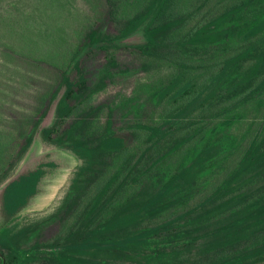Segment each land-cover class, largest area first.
Returning a JSON list of instances; mask_svg holds the SVG:
<instances>
[{"label":"trees","instance_id":"trees-1","mask_svg":"<svg viewBox=\"0 0 264 264\" xmlns=\"http://www.w3.org/2000/svg\"><path fill=\"white\" fill-rule=\"evenodd\" d=\"M255 3L253 0H84L89 21L86 17L81 25L88 26L89 33L80 31L79 37L49 58L24 53L14 40L15 35L0 32V39L5 40L0 43L4 64L23 66L4 67L5 71L19 69L21 73L22 70L25 80L37 89L27 105L18 101L17 91H12L17 108L0 102V181L28 151L39 130L45 138L67 146L83 161L79 173L90 171L100 159L115 154L124 155L126 162L121 163V168L135 167L156 146L167 144L170 135L175 143L160 159L197 138L205 124L206 127L219 124L239 108L264 99V18H259L262 11L254 7ZM239 22L243 23L238 25ZM140 30L145 42L128 47L134 48L145 62L162 61L173 68L168 82L154 95L147 117L117 126L108 117L104 134L93 146L81 140L68 142L75 130L73 125L54 138L58 127L72 112V103L88 75L86 67H103L105 62L115 60V52L109 54L111 48L120 50L122 41ZM54 110L57 119L43 127ZM3 114L7 117L3 118ZM191 126L198 127L187 136ZM240 151L236 166L217 182L208 199L223 192L231 193V197L239 196L248 190L250 182L244 178L264 162V127ZM55 165L45 160L20 173L10 180L16 186L12 195H18L21 185L29 187L38 183ZM191 173L192 167L180 169L146 202L114 213L78 241L51 242L48 251L37 244H21L28 226L17 231L2 230L0 247L9 253L0 258V264H29L43 252L50 258L49 264H91L102 252L112 250L144 255L155 263H163L170 255L165 246L171 240L156 238L170 221L138 231L126 230L139 222L149 208L183 187L182 178ZM114 183V178H107L93 187L95 198L86 208L89 214L103 203ZM262 189L253 195L257 201L254 211L241 216L236 223L242 226L253 220L259 227L258 243L221 253L212 264H264V185ZM22 196L23 192L19 194Z\"/></svg>","mask_w":264,"mask_h":264},{"label":"rangeland","instance_id":"rangeland-1","mask_svg":"<svg viewBox=\"0 0 264 264\" xmlns=\"http://www.w3.org/2000/svg\"><path fill=\"white\" fill-rule=\"evenodd\" d=\"M254 1V7L262 11L259 18H264V0ZM86 17L84 0H0V32L9 31L6 36L15 35L18 47L27 54L48 57L66 48L79 37L80 31L89 33V27L81 25ZM119 28L118 25L113 33L116 34ZM145 40L140 30L122 41L120 50L111 48L109 54L115 52V60L105 62L103 67H86L88 75L72 103V112L58 127V135L54 138L73 125L75 130L68 142L81 140L93 146L104 134L108 117L115 126L147 117L153 107L154 95L168 82L173 68L162 61L145 62L134 48L128 47ZM2 41L0 39V43ZM4 63L0 57V102L17 108L12 95V91H17L18 101L27 105L33 100L36 87L29 85L22 70L20 73L18 69L19 74L4 69L23 66ZM57 115L56 110L52 111L43 127L52 125ZM6 117L3 114V118ZM197 127L191 126L187 136ZM262 127L264 99L239 108L219 124L207 127L205 124L197 138L161 159L175 143L173 135L167 138V144L163 142L148 152L135 167L121 168V163L126 162L124 155L115 154L100 159L90 171L82 173L79 171L83 161L67 146L45 138L39 130L28 151L15 161L8 176L0 181V231H17L28 226L21 244H37L43 251H48L49 243L54 241H78L114 213L146 202L180 169L189 166L192 173L182 178L183 187L149 208L139 222L126 230L138 231L170 221L171 224L163 226L156 238L171 240L165 246L170 252L165 261L155 263L144 255L112 250L102 252L91 264H212L221 253L258 243L259 227L253 220L242 226L236 223L241 216L249 215L255 209L257 201L253 195L264 185V162L244 178L250 182L245 193L231 197V193L223 192L207 197L215 190L217 182L232 172L240 150ZM45 160L53 161L56 167L47 171L38 183H29V187L21 185L14 197L16 186L10 180ZM107 178H114L115 183L103 203L89 214L86 208L95 198L93 187ZM22 192L23 196L19 197ZM0 253L1 258L8 256L9 251L0 247ZM36 257L29 264L51 262L45 252Z\"/></svg>","mask_w":264,"mask_h":264}]
</instances>
